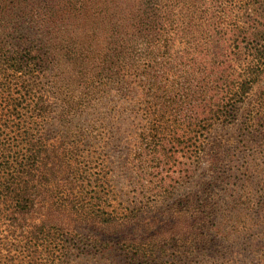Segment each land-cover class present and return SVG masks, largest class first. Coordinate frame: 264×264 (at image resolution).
<instances>
[{"label": "trees", "instance_id": "16d2710c", "mask_svg": "<svg viewBox=\"0 0 264 264\" xmlns=\"http://www.w3.org/2000/svg\"><path fill=\"white\" fill-rule=\"evenodd\" d=\"M133 6L128 26L143 50L128 61L124 41L114 38L125 26L123 0H0V264H186L196 243L209 240L201 231L215 215L211 196L191 206L187 194L169 207V217L191 222L146 237L136 229L148 203L169 198L180 181L176 154L199 160L218 125L258 132L257 117L243 107L264 81V42L246 61L240 38L264 26L249 13L242 21L254 7L264 14V0ZM64 27L86 31L54 43ZM187 36L196 42L192 51ZM137 93L147 109L139 131L121 137L119 166L131 192L123 205L109 165L101 160L90 172L85 163L97 141L117 138L111 112L128 109ZM262 97L255 111L264 114ZM220 147L211 149L219 154Z\"/></svg>", "mask_w": 264, "mask_h": 264}, {"label": "rangeland", "instance_id": "374dc122", "mask_svg": "<svg viewBox=\"0 0 264 264\" xmlns=\"http://www.w3.org/2000/svg\"><path fill=\"white\" fill-rule=\"evenodd\" d=\"M123 1L127 15L125 20L120 21V23L125 26L114 33V38L117 36L124 41L127 52L126 58L128 61L130 59L135 61V56H139L143 50V44L136 40V36L131 32L132 29L128 24L132 23V13L137 9L133 6V0ZM260 5L262 6L263 3ZM187 9L189 12L194 10L191 5ZM217 10L218 5L212 3L209 12L215 15L214 23L210 27L213 35H215L214 29L220 28V21L216 18ZM258 10L259 8L254 7L252 12L250 10L245 11L242 21L244 15L249 13L248 17L257 15L256 20L259 23H264L261 19V17L264 18V14ZM175 12L176 10H173V13ZM249 21L254 26V22ZM175 28H178V23ZM84 31L86 28L70 31L64 27L54 32L53 42L64 43L69 36L84 37ZM253 33L256 35L247 33L243 36L244 38L242 36L240 38V45L243 47L241 51H244L246 61H250V56L247 53L253 51L256 44L258 46L264 42V26L259 24ZM197 37V41L203 42L199 35ZM204 37L207 38L206 35ZM184 41L189 45L187 50L192 51L196 42L188 36L184 37ZM261 58L264 59V54ZM171 63L175 64L174 61ZM262 79H264V75ZM263 83L264 81H260L252 86L248 94V103H244L243 107L244 111L252 109V114L257 117L258 132L253 131V135H249L240 126H215L206 135L205 151L200 155L199 160L191 161L188 157L179 156L181 153L175 155L179 165L172 171L175 176L179 177L180 181L175 186L173 194L169 198H160L149 202L141 216L136 232L142 237H146L156 231H165L170 227H176L183 220L191 222L188 217L175 219V217L171 218L167 214V211H170L169 207L173 203H178V200L184 195L192 194L191 206L196 202L198 204L201 199L211 196L215 215L210 219L207 227L201 231L209 240L206 243H196L192 254L186 258V264H264V114L255 111L256 101L258 98H263ZM136 95L138 96H135V102L132 106L130 103L127 106L128 109L111 112L115 115V119H119L120 122V128L116 130L115 134L117 138L107 146L102 141H97L93 146L96 152L92 161L85 163L91 167L88 170L90 172L97 171L98 167L92 168V166L101 160L105 165H109L104 170L107 171V175H112L118 195L123 200L130 199L131 192L126 173L119 166L126 151V146L121 137L127 132L139 131V126L144 122L142 108L147 109L146 106L139 103L140 94L137 93ZM143 98L148 100L149 95L144 94ZM218 142L221 147L220 153L216 154L215 149H211V147ZM81 161H84L83 157H81ZM108 161H110L111 166ZM85 164L81 165L82 170L86 168V166L84 167ZM181 164H185L183 169H180ZM82 175L85 176V173ZM87 178L90 185H93L92 177ZM86 183L87 181H84L83 185ZM103 187L106 186L103 185ZM123 205H126V200ZM191 211L195 213L193 209L189 212Z\"/></svg>", "mask_w": 264, "mask_h": 264}]
</instances>
